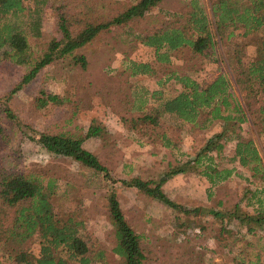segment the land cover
<instances>
[{
	"label": "rangeland",
	"instance_id": "obj_1",
	"mask_svg": "<svg viewBox=\"0 0 264 264\" xmlns=\"http://www.w3.org/2000/svg\"><path fill=\"white\" fill-rule=\"evenodd\" d=\"M136 1L49 0L42 12L41 35H30V42L36 52H41L51 40L60 39L61 14L78 29L86 20L107 21ZM199 1L209 9L212 0ZM25 4L33 6L34 1L25 0ZM191 8L192 0H162L145 17L102 30L76 51L86 56V69L73 56L58 58L8 101L23 125L36 130L85 137L90 125L101 127L98 136L85 138L84 146L109 168L114 182L74 159L49 152L1 113V105L22 80L26 67L8 60L0 62V114L6 118L0 122L7 132L6 137L0 138V168L23 173L40 167L49 169L50 175L58 178L57 209L79 212L85 220L83 233L92 249H104L105 264H122L113 250L116 238L108 199L112 189L127 220L141 234L147 264H239L238 257L248 260L256 254H261L264 264V223L249 232L247 221L233 215L234 210L254 214L258 202L253 193L248 194V189L256 186L250 183L252 170L235 156L236 140L228 141L220 155L212 153V163L218 170L232 169L229 176L213 183L203 172L205 163H209L203 158L199 164L191 162L186 171L162 182L171 199L187 208L200 207L198 212L181 211L120 181L137 176L145 181H161L168 171L195 159L207 141L223 129L222 120L205 123V114L200 115L198 124L169 113L163 114L156 126L134 121L145 110L157 107L162 99L184 90L179 77L189 76L201 84L211 82L221 72L233 78L234 45L227 37L230 29L221 34L223 37L217 36V60L196 55L188 46L169 51L168 60H161L160 55L168 50L163 48L158 55L156 47L143 42L141 36L167 24L183 22ZM255 36L258 35H238L236 40L247 46L249 54L255 49ZM146 63L152 68L150 72L141 69L140 64ZM44 90L59 94L63 102L39 107L37 97ZM155 92L161 93L153 95ZM240 96L243 100V92ZM261 128L260 124L245 122L238 131L245 138L254 139L264 159ZM256 178L264 182L260 176ZM40 241V235L35 234L28 242L36 254ZM0 262H13L1 247Z\"/></svg>",
	"mask_w": 264,
	"mask_h": 264
},
{
	"label": "trees",
	"instance_id": "obj_2",
	"mask_svg": "<svg viewBox=\"0 0 264 264\" xmlns=\"http://www.w3.org/2000/svg\"><path fill=\"white\" fill-rule=\"evenodd\" d=\"M33 1V6H28L25 0H0V62L8 60L26 67L22 80L5 98L6 103L1 105V113L18 125L24 134L30 133L28 136L49 152L74 159L114 182L109 168L93 151L84 146L85 138L98 136L101 127L90 125L85 137L69 132L36 130L31 125H23L8 101L13 94L33 81L43 68L58 58L73 56L86 69L87 58L76 54L77 49L91 42L102 30L136 17H145L162 0H137L107 21L86 20L78 29L73 28L74 23L61 14V38L51 40L41 52H36L33 48L30 35H41L42 12L49 0ZM183 18V22L179 24L169 22L170 24L154 33L141 36L143 42L156 47L158 55L161 49H167L160 55L161 60H168L169 51L184 46H188L196 55L217 60V36L223 37L221 34L230 29L227 37L234 45L231 57L233 78L228 73L221 72L211 82L201 84L189 76L179 77L185 86L184 90L174 97L162 99L157 107L145 110L134 121L137 124L151 123L156 126L159 118L169 113L186 122L198 124L200 115L205 114V123L219 119L223 121V129L207 141L195 159L188 161L185 166L168 171L161 181H145L138 176L120 181L171 207L191 213L200 211V207L187 208L176 203L164 192L162 182L171 175L186 171V166L191 162L199 164L203 158L209 160V163H205L203 172L213 183L229 176L232 169L218 170L212 163V153L220 155L228 141H237L235 156L241 164L249 167L253 176L264 178V159L259 148L254 139L245 138L238 131L243 123L254 122L260 124L264 132V0H212L209 9L199 0H192V8ZM238 29L242 30L240 34L236 33ZM256 34L255 49L248 54L247 46L236 40V37ZM140 66L144 72L152 69L147 63ZM242 92L243 100L240 98ZM157 93L161 92L153 95ZM62 102L63 97L59 94L45 90L37 97L39 107ZM4 115L0 114V119L5 118ZM6 136V127L0 122V138ZM58 188V178L50 175L46 167L30 173L0 168V247L9 253L12 264H105L106 253L101 248L92 249L88 237L83 233L85 220L79 217V212L57 209L55 196ZM108 199L116 238L114 252L120 256L122 264H147L141 234L127 220L114 189L109 193ZM212 212L215 215L222 214L220 211ZM233 215L247 221L249 232L264 223V210L252 215L240 214L234 210ZM35 234L41 237L38 254L28 244ZM236 262L263 264L261 254H256L255 258L251 256L248 260L238 257Z\"/></svg>",
	"mask_w": 264,
	"mask_h": 264
},
{
	"label": "crops",
	"instance_id": "obj_3",
	"mask_svg": "<svg viewBox=\"0 0 264 264\" xmlns=\"http://www.w3.org/2000/svg\"><path fill=\"white\" fill-rule=\"evenodd\" d=\"M253 173L249 174V179H250V183L251 185L255 184V189H248V194L250 195L249 192L253 193L252 196H254L256 198V200L258 201L255 204V212H259L260 210L264 209V182L263 181H259L257 180V178L255 179V176L253 177L252 175ZM259 177V176H256ZM264 179V178H263ZM258 206V207H257ZM262 208V209H260ZM240 219V218H239Z\"/></svg>",
	"mask_w": 264,
	"mask_h": 264
}]
</instances>
